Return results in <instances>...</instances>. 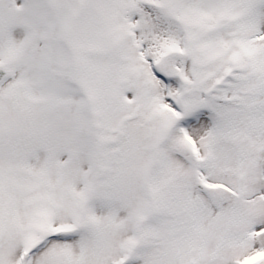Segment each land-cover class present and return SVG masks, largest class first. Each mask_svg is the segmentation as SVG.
I'll return each mask as SVG.
<instances>
[{"label": "snow or ice", "instance_id": "snow-or-ice-1", "mask_svg": "<svg viewBox=\"0 0 264 264\" xmlns=\"http://www.w3.org/2000/svg\"><path fill=\"white\" fill-rule=\"evenodd\" d=\"M0 264H264V0H0Z\"/></svg>", "mask_w": 264, "mask_h": 264}]
</instances>
